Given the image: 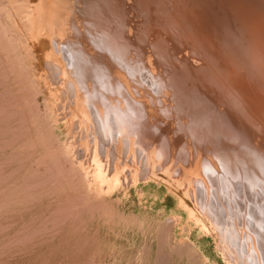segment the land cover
I'll return each mask as SVG.
<instances>
[{"label": "rangeland", "instance_id": "rangeland-1", "mask_svg": "<svg viewBox=\"0 0 264 264\" xmlns=\"http://www.w3.org/2000/svg\"><path fill=\"white\" fill-rule=\"evenodd\" d=\"M0 23V264H264V0Z\"/></svg>", "mask_w": 264, "mask_h": 264}, {"label": "bare ground", "instance_id": "bare-ground-1", "mask_svg": "<svg viewBox=\"0 0 264 264\" xmlns=\"http://www.w3.org/2000/svg\"><path fill=\"white\" fill-rule=\"evenodd\" d=\"M54 1H55V0H54ZM247 1H248V0H247ZM53 3H54V2H53ZM53 5H54V4H53ZM46 6H47V5H46ZM56 10H57V9H56ZM57 13H58V12H57ZM57 13H56V15H57ZM53 14H54V13H53ZM48 15H49V14H48ZM59 15H60V14H59ZM59 15H58V17H59ZM53 16H54V15H53ZM58 17H57V18H58ZM37 18H38V17H37ZM50 18H51V17H50ZM59 18H60V17H59ZM54 19H55V18H54ZM54 19H53V20H54ZM144 19H145V18H144ZM55 20H56V19H55ZM34 21H35V20H34ZM0 24H1V23H0ZM31 24H32V23H31ZM35 24H36V23H35ZM32 26H33V25H32ZM1 29H2V28H1ZM121 36H122V35H121ZM109 38H110V37H109ZM6 40H8V39H6ZM256 41H257V40H256ZM2 43H3V42H2ZM106 43H107V42H106ZM3 44H4V43H3ZM9 44H10V42H9ZM101 45H102V44H101ZM131 46H132V45H131ZM0 47H1V46H0ZM116 47H117V46H116ZM257 48H258V47H257ZM57 51H58V50H57ZM124 51H125V50H124ZM67 52H68V51H67ZM102 54H103V53H102ZM129 55H130V54H129ZM7 57H8V56H7ZM115 60H116V59H115ZM95 63H96V62H95ZM138 65H139V64H138ZM62 69H63V68H62ZM24 70H25V69H24ZM149 74H150V73H149ZM18 75H19V74H18ZM128 76H129V75H128ZM166 78H167V77H166ZM27 79H28V78H27ZM241 81H244V80H241ZM18 83H19V82H18ZM195 84H196V83H195ZM30 85H31V84H30ZM30 85H29V86H30ZM160 85H161V84H160ZM253 87H254V86H253ZM26 89H27V88H26ZM29 89H30V88H28V90H29ZM184 89H185V88H184ZM22 90H23V89H22ZM259 90H260V88H259ZM31 93H32V92H30V94H31ZM171 93H172V92H171ZM259 93H260V92H259ZM263 93H264V92H263ZM145 94H146V93H145ZM28 95H29V94H28ZM36 95H37V94H36ZM263 95H264V94H263ZM31 98H32V97H31ZM82 98H83V97H82ZM254 98H255V97H254ZM255 99H256V98H255ZM262 99H263V98H262ZM17 100H19V99H17ZM253 100H254V99H253ZM27 101H28V100H27ZM27 101H26V103H27ZM20 102H21V101H20ZM29 102L31 103V102H33V100H32V101H29ZM33 103H34V102H33ZM201 103H202V102H201ZM207 103H208V102H207ZM257 103H258V102H257ZM31 104H32V103H31ZM261 104H262V103H261ZM263 104H264V103H263ZM205 105H206V104H205ZM30 106H31V105H30ZM31 107H32V106H31ZM34 107H35V106H34ZM170 107H171V106H170ZM29 108H30V107H29ZM35 108H36V107H35ZM35 108H34V109H35ZM214 108H215V107H214ZM262 108H263V107H262ZM206 109H207V108H206ZM106 110H107V109H106ZM29 111H30V110H29ZM29 111H28V112H29ZM202 111H203V110H202ZM202 111H201V112H202ZM199 112H200V111H199ZM129 113H130V112H129ZM143 113H144V112H143ZM206 113H207V112H206ZM29 114H30V112H29ZM93 114H94V113H93ZM207 114H208V113H207ZM207 114H206V115H207ZM36 115H37V114H36ZM86 115H87V114H86ZM37 116H38V115H37ZM37 116H36V117H37ZM111 116H112V115H111ZM115 116H116V115H115ZM117 117H118V116H117ZM128 117H129V116H128ZM130 117H131V116H130ZM95 118H96V117H95ZM113 118H114V117H113ZM204 118H205V117H204ZM118 119H119V118H118ZM130 119H131V118H130ZM155 119H156V118H155ZM199 120H200V119H199ZM114 121H115V120H114ZM119 121H120V120H119ZM122 121H123V120H122ZM128 121H129V119H128ZM82 122H83V121H82ZM105 122H106V121H105ZM111 124H112V123H111ZM128 124H129V123H128ZM105 125H106V124H105ZM112 125H113V124H112ZM208 126H209V125H208ZM81 127H82V126H81ZM50 128H51V127H50ZM107 128H108V127H107ZM105 129H106V128H105ZM107 130H108V129H107ZM109 130H110V129H109ZM89 131H90V130H89ZM28 132H29V131H28ZM25 136H26V135H25ZM39 137H40V136H39ZM56 138H57V137H56ZM257 139H258V138H257ZM65 141H66V140H65ZM85 141H86V140H85ZM28 144H29V143H28ZM30 144H31V143H30ZM26 145H27V144H26ZM62 146H63V145H62ZM59 147H60V146H59ZM52 148H53V147H52ZM54 148H55V147H54ZM60 148H62V147H60ZM106 148H107V147H106ZM64 150H65V149H64ZM108 151H109V150H108ZM97 152H98V151H97ZM61 153H62V152H61ZM51 156H55V155H51ZM62 157H63V156H62ZM52 159H53V158H52ZM56 159H57V158H56ZM243 159H244V158H243ZM42 160H43V159H42ZM228 161H229V160H228ZM247 161H248V160H247ZM223 162H224V161H223ZM236 162H237V161H236ZM217 163H218V162H217ZM52 164H53V163H52ZM235 164H236V163H235ZM54 165H55V164H54ZM75 166H76V164H75ZM247 166H248V165H247ZM60 167H61V166H60ZM72 167H73V166H72ZM250 167H251V166H250ZM54 168H55V167H54ZM59 169H60V168H59ZM68 169H69V168H68ZM248 169H249V168H248ZM62 170H63V169H62ZM74 170H75V169H74ZM47 171H48V170H47ZM63 171H64V170H63ZM110 171H111V170H110ZM251 171H252V170H251ZM251 171H250V172H251ZM35 172H36V171H35ZM64 172H65V171H64ZM64 172H63V173H64ZM247 172H248V171H247ZM256 172H257V171H256ZM65 173H66V172H65ZM76 173H77V170H76ZM237 173H238V172H237ZM237 173H236V174H237ZM243 173H244V172H243ZM257 173H258V172H257ZM78 174H79V173H78ZM234 174H235V173H234ZM236 174H235V176H236ZM42 175H43V174H42ZM54 175H55V174H54ZM232 175H233V174H232ZM244 175H245V174H244ZM247 175H248V174H247ZM256 175H257V174H256ZM206 176H207V175H206ZM245 176H246V175H245ZM252 176H253V175H252ZM257 176H258V175H257ZM261 176H262V175H261ZM261 176H260V177H261ZM70 177H73V176L70 175ZM79 177H80V176H79ZM93 177H94V176H93ZM107 177H108V176H107ZM207 177H208V176H207ZM209 177H210V176H209ZM237 177H238V176H237ZM239 177H240V176H239ZM254 177H255V176H254ZM108 178H109V177H108ZM108 178H107V179H108ZM231 178H232V177H230V179H231ZM71 179H72V178H71ZM233 179H234V178H233ZM237 179H238V178H237ZM204 180H205V179H204ZM208 180H209V179H208ZM245 180H246V179H245ZM50 181H51V180H50ZM69 181H70V180H69ZM82 181H83V180H82ZM92 181H93V180H92ZM233 181H234V180H233ZM240 181H241V179H240ZM251 181H252V180H251ZM79 182H80V181H79ZM65 183H66V182H65ZM71 183H72V182H71ZM204 183H205V182H204ZM79 184H80V183H79ZM79 184H78V185H79ZM182 186H183V185H182ZM206 186H207V185H206ZM242 186H243V185H242ZM259 187H260V186H259ZM83 188H84V187H83ZM213 188H214V187H213ZM85 189H86V188H85ZM255 189H256V188H255ZM258 189H259V188H258ZM222 190H223V189H222ZM225 190H226V189H225ZM234 190H235V189H234ZM47 191H48V190H47ZM82 191H83V190H82ZM85 191H86V190H85ZM85 191H84V192H85ZM249 194H250V193H249ZM258 194H259V193H258ZM263 194H264V193H263ZM77 196H78V195H77ZM87 197H88V196H87ZM95 198H96V197H95ZM260 198H261V196H260ZM263 198H264V197H263ZM72 199H73V198H72ZM228 199H229V198H228ZM77 200H78V199H77ZM88 200H89V199H88ZM73 201H74V200H73ZM249 203H250V202H249ZM259 203H260V202H259ZM262 204H263V203H262ZM91 205H92V204H91ZM252 205H253V204H252ZM63 210H64V209H63ZM254 211H255V210H254ZM216 212H217V211H216ZM217 213H218V212H217ZM215 214H216V213H215ZM218 214H219V213H218ZM243 214H244V213H243ZM245 221H246V220H245ZM257 222H258V221H257ZM259 223H260V222H259ZM254 224H255V223H254ZM260 224H261V223H260ZM256 225H257V223H256ZM253 226H254V225H253ZM164 227H166V226H164ZM256 227H257V226H256ZM259 227L262 228L263 226H260V225H259ZM257 229H258V228H257ZM262 229H263V228H262ZM263 238H264V237H263ZM170 239H171V238H170ZM161 241H162V240H161ZM160 243H161V242H160ZM217 243H218V242H217ZM263 243H264V242H263ZM260 249H261V248H260ZM261 250H262V249H261ZM228 251H229V250H228ZM261 254H262V253H261ZM242 255H243V254H242ZM238 256H239V255H238ZM240 259H241V258H240ZM243 263H244V261H243ZM246 263H247V261H246ZM257 264H258V263H257Z\"/></svg>", "mask_w": 264, "mask_h": 264}]
</instances>
